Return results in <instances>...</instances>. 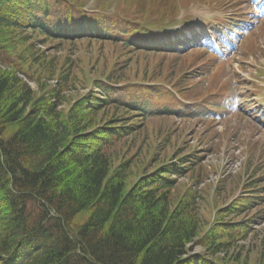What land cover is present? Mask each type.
Segmentation results:
<instances>
[{"label":"trees","instance_id":"obj_1","mask_svg":"<svg viewBox=\"0 0 264 264\" xmlns=\"http://www.w3.org/2000/svg\"><path fill=\"white\" fill-rule=\"evenodd\" d=\"M168 6L128 0L114 17L85 21L73 20L76 9L64 0H0V264L241 263L245 247L238 243L264 213V162L203 235L197 200L209 204L207 197L179 189L173 178L201 182L196 172L204 156L173 119L189 109L163 88L119 86L172 82L177 62L198 65L197 52L178 57L131 45L147 25L161 26ZM88 25L96 30L87 36L67 35ZM83 43H120L127 55L154 64L143 66L137 58L131 68L127 62L85 66L70 55ZM65 47L69 53L60 61L56 52ZM200 66L209 73L213 64ZM91 74L105 82L79 94ZM190 81L175 85L187 99L195 95ZM210 87L213 102L206 105L212 109L218 104L215 76ZM190 245L204 252L191 254ZM233 248L237 255L218 257Z\"/></svg>","mask_w":264,"mask_h":264},{"label":"rangeland","instance_id":"obj_2","mask_svg":"<svg viewBox=\"0 0 264 264\" xmlns=\"http://www.w3.org/2000/svg\"><path fill=\"white\" fill-rule=\"evenodd\" d=\"M114 0H73L72 3L77 2V6H82L86 11H89V18L94 19L93 11L97 10V7L101 2H111ZM183 3L186 0H179ZM236 4H239L237 9L234 12H241L242 18L236 20V26H251L249 36L256 43V46L264 52V0H229ZM129 5V4H128ZM203 6L199 5L187 12V14H192L190 22L188 24H181L180 31L177 32L182 36L184 33L187 36H193L192 28H195L198 31V34L204 33V36L208 38V45L212 50L217 54V56H222L225 46H228L227 39L223 38L220 31L215 30L211 26L205 25L206 20H213L215 16L221 17L229 21L230 17L234 12L228 11L225 13H215L213 11L204 12ZM109 12H113L110 8ZM185 16L181 14V17ZM183 18V17H182ZM182 18H179L181 20ZM237 19V18H236ZM242 28V27H241ZM241 28H238L241 30ZM208 30V31H207ZM239 30H235V34H231L238 41V46L234 47L233 55L229 58V67L227 68L224 78L229 81L231 87L229 89L230 94L229 98L233 101L232 107L228 110H223L218 113L208 111L205 115H208L214 125V130L219 135L215 139V143H220L214 150L213 153L206 155V167L209 169H203L202 179L205 182L201 185L200 192L202 195L207 197V193L216 186L217 182L220 180L222 175L234 174L233 178L237 179V174L243 173L244 166L243 164L247 161L248 158L253 155L256 157L261 150L264 148V90L261 95L254 96L253 89L255 86H251L249 82L251 80H259L257 78V69L264 67V54L256 52V55L250 54L248 57H245L243 51L240 47L242 39H238V36H243L244 40L246 34L238 33ZM216 34L219 36L215 39H211V36ZM250 44V43H249ZM46 47H42V50H45ZM58 56L60 61L64 60V56L69 53V48L65 47ZM71 57L74 60H82L83 64L99 67H103L104 63H116V62H127L128 65L134 64L137 61V58L134 55H127L126 51L123 50L121 46L115 45H100L98 43H83L79 44L76 48V51L72 52ZM76 58V59H75ZM133 59V62H129ZM227 59V58H226ZM148 66L153 65L154 63L146 57H142L141 65L145 66L146 61ZM140 63V62H139ZM198 78L196 77V80ZM264 86V78L259 80ZM33 88L34 85L32 84ZM84 89L79 88V94H83ZM77 91L71 90L70 95H77ZM179 128L182 130L187 129L186 124L183 121L177 120ZM250 126V127H249ZM253 127L256 129L253 130ZM202 133L205 131L204 127H201ZM191 134L190 129L187 131V135ZM252 138V140L247 141V139ZM140 144H137L138 147ZM143 146L146 143L142 144ZM241 168V170H240ZM223 179H221L222 181ZM182 185H186L185 181H180ZM233 183V191L236 188L234 185V179L227 182L226 188H229ZM207 185V186H205ZM211 186V187H210ZM228 195V194H226ZM206 203L203 201V208ZM200 215L203 219L208 218L209 211L205 210L200 212ZM262 229V228H261ZM260 229V230H261ZM262 232L264 229L261 230ZM257 239H254V236L248 240L246 246L250 244H259ZM203 249L200 247H195L193 253H201ZM252 254L251 256H253Z\"/></svg>","mask_w":264,"mask_h":264}]
</instances>
